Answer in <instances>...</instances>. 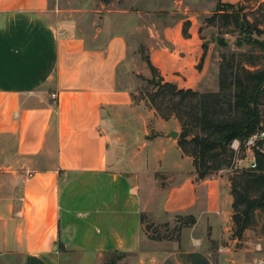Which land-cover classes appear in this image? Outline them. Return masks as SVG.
Listing matches in <instances>:
<instances>
[{
  "label": "crops",
  "instance_id": "obj_1",
  "mask_svg": "<svg viewBox=\"0 0 264 264\" xmlns=\"http://www.w3.org/2000/svg\"><path fill=\"white\" fill-rule=\"evenodd\" d=\"M190 1L174 0L167 13L157 0H127L114 12L123 23L83 34L50 17V0H0V257L63 264L70 254L122 253L151 264H213L195 238L148 258L142 223V215L163 220L199 206L217 213L218 181L198 182L193 159L170 135L179 122L132 97L131 49L151 77L142 47L165 81L218 91L221 58L206 52ZM218 1L239 0H214L215 9ZM162 173L185 175L163 189Z\"/></svg>",
  "mask_w": 264,
  "mask_h": 264
},
{
  "label": "rangeland",
  "instance_id": "obj_2",
  "mask_svg": "<svg viewBox=\"0 0 264 264\" xmlns=\"http://www.w3.org/2000/svg\"><path fill=\"white\" fill-rule=\"evenodd\" d=\"M136 1L140 2V0ZM173 1L157 0V4L162 10L161 12L169 13ZM212 1L214 0L190 1L192 8L200 14V33L205 40L206 52L212 49L215 59L225 56L226 61H230L234 58L235 63L242 67L252 71H264V47L255 44L256 42L264 44V35L256 31L237 29L232 23L226 24L219 19L215 25H207L206 22L215 13ZM259 1L264 2V0ZM110 3H106L105 0H50L49 15L54 19L62 17L64 20L75 23L79 33L96 34L102 29H108L110 24L123 23L124 14L120 15L122 19H116L118 17L115 16L114 12L123 9L128 3L127 0H115L113 4ZM224 4L236 5L237 2ZM128 7L131 10L134 9L130 5ZM245 7L247 9L242 14H246L254 26L263 30L264 6L257 10L258 5L250 0L245 4ZM227 10L228 12L237 11L238 8L236 6L235 9ZM141 36L142 34L138 37L139 39L133 38L131 43L142 42ZM140 52L142 59L147 56L145 47H142ZM129 60L132 63L131 72L136 86V98L140 103H142L141 101L147 102L146 99L143 100L142 98L145 97L147 91H152V86L147 82L146 79L148 78L140 73L141 67L139 59L136 60V48L131 49ZM260 109L262 119H264V96L260 100ZM171 128L170 133H176L177 139L181 127L178 130L175 127ZM172 139L175 138L172 137ZM259 146L264 153V141L260 142ZM176 152L169 149V155L175 156ZM255 159V152L243 148L232 157L230 165H225L219 172L213 173L205 179L214 182V178H216L215 180L218 181L217 185H212L213 189H216V196L212 198L211 202L212 208H216L215 216L205 212L206 209L199 206L196 208L197 210H191L185 214H176L163 220L147 217L144 223V232L149 240V247L146 249L145 255L148 258H151L152 255L161 256L173 248L187 247L188 242L192 243V239L195 238L197 240L195 243L198 242L197 248L207 253L213 264H264V208L255 211L252 224L246 229L242 237L238 238L232 219L234 211L228 202V196L231 195L232 197V178L238 177L245 171L253 170L255 168L253 160ZM181 167L185 170L193 169L192 164L190 165L185 161L182 162ZM183 175L185 174L162 173L158 175L160 187L164 189L174 178L178 179ZM196 179L198 182L204 181L198 180L197 175ZM207 209H209V205H207ZM215 210L212 211L214 214ZM193 213H198L195 217L196 220H199V224L193 227H184L186 217ZM142 258L140 254L115 253L100 258L98 256L70 254L63 258V264H151V260H142ZM9 261L5 257H0V264H11Z\"/></svg>",
  "mask_w": 264,
  "mask_h": 264
},
{
  "label": "trees",
  "instance_id": "obj_3",
  "mask_svg": "<svg viewBox=\"0 0 264 264\" xmlns=\"http://www.w3.org/2000/svg\"><path fill=\"white\" fill-rule=\"evenodd\" d=\"M112 0H105L110 3ZM250 0H239L236 5L218 1L214 15L206 22L213 26L217 20L232 23L237 29L256 31L264 35V29L254 26L248 19L245 4ZM254 1L260 10L264 2ZM237 11L228 12L227 9ZM188 27L184 33L187 34ZM255 44L264 47L261 42ZM151 73L146 79L152 86L143 100L154 109L163 120L176 119L181 127L178 146L185 156L193 159L198 180H205L219 172L225 165H230L237 154L231 147L234 140H239L240 151L245 149L248 138L264 130V119L260 109V100L264 96V71L249 70L235 63L234 58L226 61L221 56L219 70V89L217 92H198L180 89L174 83L164 80L149 56L143 58ZM139 102L136 94L132 95ZM256 167L233 177V222L235 234L241 238L252 224L254 213L264 208V153L255 152ZM181 219V218H179ZM147 220L142 215V223ZM196 217L188 215L184 227L196 225ZM115 254V253H114Z\"/></svg>",
  "mask_w": 264,
  "mask_h": 264
},
{
  "label": "built area",
  "instance_id": "obj_4",
  "mask_svg": "<svg viewBox=\"0 0 264 264\" xmlns=\"http://www.w3.org/2000/svg\"><path fill=\"white\" fill-rule=\"evenodd\" d=\"M55 97V95H53ZM264 141V130L256 133L255 135H252L250 138H248L244 144L245 149L251 152L261 151V148L259 146L260 142ZM232 149L235 150L237 153L240 151V142L239 140H234L232 145ZM256 160V159H255ZM254 161V167H256V161Z\"/></svg>",
  "mask_w": 264,
  "mask_h": 264
},
{
  "label": "water",
  "instance_id": "obj_5",
  "mask_svg": "<svg viewBox=\"0 0 264 264\" xmlns=\"http://www.w3.org/2000/svg\"><path fill=\"white\" fill-rule=\"evenodd\" d=\"M171 135V137H173V138H175L176 139V137H177V134L176 133H172V134H170Z\"/></svg>",
  "mask_w": 264,
  "mask_h": 264
}]
</instances>
